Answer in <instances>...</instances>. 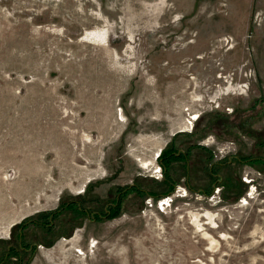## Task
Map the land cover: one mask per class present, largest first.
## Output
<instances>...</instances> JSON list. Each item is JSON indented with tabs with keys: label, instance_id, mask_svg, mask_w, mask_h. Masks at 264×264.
Returning a JSON list of instances; mask_svg holds the SVG:
<instances>
[{
	"label": "rangeland",
	"instance_id": "1",
	"mask_svg": "<svg viewBox=\"0 0 264 264\" xmlns=\"http://www.w3.org/2000/svg\"><path fill=\"white\" fill-rule=\"evenodd\" d=\"M0 264H264V0H0Z\"/></svg>",
	"mask_w": 264,
	"mask_h": 264
},
{
	"label": "trees",
	"instance_id": "2",
	"mask_svg": "<svg viewBox=\"0 0 264 264\" xmlns=\"http://www.w3.org/2000/svg\"><path fill=\"white\" fill-rule=\"evenodd\" d=\"M160 157H161V155H160ZM164 165V164H163ZM164 169L166 170L167 169V167L164 165ZM133 187V186H132ZM131 188V187H130ZM127 190V189H126ZM119 202H120V199H119ZM71 206V203H69V204H67V207H70ZM51 214H53V216H52V218H51V220H50V222H53V220H54V218H55V214H56V212H52ZM35 223H36V221H35Z\"/></svg>",
	"mask_w": 264,
	"mask_h": 264
},
{
	"label": "bare ground",
	"instance_id": "3",
	"mask_svg": "<svg viewBox=\"0 0 264 264\" xmlns=\"http://www.w3.org/2000/svg\"><path fill=\"white\" fill-rule=\"evenodd\" d=\"M89 35H90V34H89ZM94 36H95V35H94ZM197 117H198V116H196V118L191 119V121L193 122V120L197 119ZM197 120H198V119H197ZM151 164H152L151 161H148V162L146 161V162H145V167H150Z\"/></svg>",
	"mask_w": 264,
	"mask_h": 264
},
{
	"label": "built area",
	"instance_id": "4",
	"mask_svg": "<svg viewBox=\"0 0 264 264\" xmlns=\"http://www.w3.org/2000/svg\"><path fill=\"white\" fill-rule=\"evenodd\" d=\"M160 168H161V167H160ZM159 170H160V169H158V170L156 171V173H161V170H160V171H159ZM169 199H171V201H170V202H172V198H171V197H169L167 200H169ZM163 200H164V199H163ZM163 200H162V201H163ZM162 201H161V202H162Z\"/></svg>",
	"mask_w": 264,
	"mask_h": 264
},
{
	"label": "flooded vegetation",
	"instance_id": "5",
	"mask_svg": "<svg viewBox=\"0 0 264 264\" xmlns=\"http://www.w3.org/2000/svg\"><path fill=\"white\" fill-rule=\"evenodd\" d=\"M112 205H113V207L115 206V204H114V203H113Z\"/></svg>",
	"mask_w": 264,
	"mask_h": 264
}]
</instances>
